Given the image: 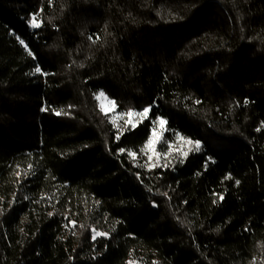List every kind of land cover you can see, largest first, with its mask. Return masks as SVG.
Here are the masks:
<instances>
[{
  "label": "trees",
  "instance_id": "obj_1",
  "mask_svg": "<svg viewBox=\"0 0 264 264\" xmlns=\"http://www.w3.org/2000/svg\"><path fill=\"white\" fill-rule=\"evenodd\" d=\"M0 264H264V0H0Z\"/></svg>",
  "mask_w": 264,
  "mask_h": 264
},
{
  "label": "snow or ice",
  "instance_id": "obj_2",
  "mask_svg": "<svg viewBox=\"0 0 264 264\" xmlns=\"http://www.w3.org/2000/svg\"><path fill=\"white\" fill-rule=\"evenodd\" d=\"M30 24H31V27L33 29H39L41 27V24L36 22V14L33 15V18H32V21L30 22ZM89 38L91 39V37H89ZM21 43H23V41H21ZM28 54L32 55L31 52H29ZM35 72H37V73L41 72V68L39 66H37L36 69H35ZM101 97H104V93L103 92L99 93L97 99H100ZM111 103L115 104L114 101H112ZM152 107H153L152 105H149V106L145 107L142 111H139V112H134V110L129 109L126 113H121L120 114L121 118H123L125 116L129 117V119L124 120V126L126 128L128 126H130L131 129H135L137 127L138 123H141V122H143V120H148L150 118L149 117V113L151 112ZM41 110L45 111L46 109H41ZM102 111H103V107H102ZM55 114L59 116V115H61V112L58 111ZM65 114H67V113H65ZM133 116H136L138 118L135 122H133V120L131 119V117H133ZM153 123H154V125H158L159 126V128L161 130V134H162L163 130L165 129V125L167 124V121L165 119H163L162 117L157 116L155 118V121H153ZM122 134H123L122 132L118 133L116 138L119 139L120 135H122ZM159 142L160 141L157 138V129H156V127H153L152 135L149 138V140L146 142L145 148L151 149L152 151L155 152L156 151V145ZM187 143L189 145H191V148L189 149V151L199 152L201 150V144H200L199 141H194L193 142V141L189 140V141H187ZM171 147H172V145L169 144V152L166 153V152H163L161 150L160 152L157 153V156L159 158H163V159L166 160L167 157L171 154ZM124 151H125V149H123V148L119 149V152H121V153H123ZM141 151L144 152V149H141ZM127 154H128V156L132 157L133 159L136 158V154L133 151H131V150H129L127 152ZM145 154H147V153L145 152ZM181 155L186 157L188 155V152H182ZM148 160L149 161H153V157L149 155L148 156ZM180 163H183V159L180 160ZM147 166L150 167V168H152V167H167L168 164L167 163L160 164L159 163V159H157L155 162H153V163H151V164H149ZM236 183L239 184V181H236ZM223 198L224 197L221 195L220 199L223 200ZM246 230H248V229H246ZM103 235H105V234L104 233H99V232H94L92 239L95 240L97 236H103Z\"/></svg>",
  "mask_w": 264,
  "mask_h": 264
},
{
  "label": "rangeland",
  "instance_id": "obj_3",
  "mask_svg": "<svg viewBox=\"0 0 264 264\" xmlns=\"http://www.w3.org/2000/svg\"><path fill=\"white\" fill-rule=\"evenodd\" d=\"M103 92L102 90L98 91L96 93V100L98 101V104L100 106V108L102 109L103 107V112L107 113L110 115V118L111 120L115 123L116 126H120L121 128H125L124 126V120L126 119H129V117L125 116L123 118H121V113H119L117 111V107H116V104H113L111 103L113 100L110 99L104 92V97H101L100 99H97L99 93ZM134 112H138V111H134ZM131 119L133 120V122H135L138 118L136 116H133L131 117ZM142 119V118H141ZM156 129H157V138L159 139V143H157L156 145V149L157 147L163 143L162 142V138H163V133L165 131L162 132L161 134V130L159 128L158 125H155ZM151 135H152V132H151ZM150 135V137H151ZM184 143L183 139L182 138H175V140L173 142H167V144H165V148L167 149V151L169 152V144L172 145L171 147V151H174V150H180L181 151V145ZM146 151H147V155L149 156H157V153L156 151H152L151 149H147L146 148Z\"/></svg>",
  "mask_w": 264,
  "mask_h": 264
}]
</instances>
